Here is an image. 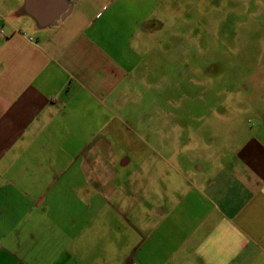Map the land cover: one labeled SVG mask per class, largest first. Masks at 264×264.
Instances as JSON below:
<instances>
[{
    "label": "crops",
    "instance_id": "0c3cea01",
    "mask_svg": "<svg viewBox=\"0 0 264 264\" xmlns=\"http://www.w3.org/2000/svg\"><path fill=\"white\" fill-rule=\"evenodd\" d=\"M123 5L0 0V264H264V93L233 144L147 178L109 136L152 32Z\"/></svg>",
    "mask_w": 264,
    "mask_h": 264
},
{
    "label": "rangeland",
    "instance_id": "374dc122",
    "mask_svg": "<svg viewBox=\"0 0 264 264\" xmlns=\"http://www.w3.org/2000/svg\"><path fill=\"white\" fill-rule=\"evenodd\" d=\"M123 1L121 13L152 30L147 57L129 83L130 99L108 117L111 143L125 144L121 152L130 153L132 165L142 159L147 178L165 176L170 155L191 158L209 144L213 156L219 144H233L234 125H256L246 110L260 108L264 93V0ZM249 64H256L258 79L248 77ZM57 208L46 212V221L71 219L64 203ZM91 218L79 203V223ZM109 218L120 221L112 209Z\"/></svg>",
    "mask_w": 264,
    "mask_h": 264
}]
</instances>
